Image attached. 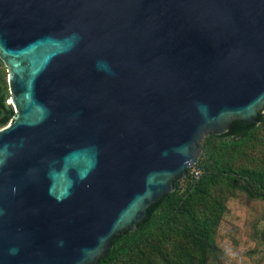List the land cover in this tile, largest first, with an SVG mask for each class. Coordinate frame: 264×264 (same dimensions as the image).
<instances>
[{
  "label": "water",
  "instance_id": "obj_1",
  "mask_svg": "<svg viewBox=\"0 0 264 264\" xmlns=\"http://www.w3.org/2000/svg\"><path fill=\"white\" fill-rule=\"evenodd\" d=\"M0 264H95L264 109V0H0Z\"/></svg>",
  "mask_w": 264,
  "mask_h": 264
},
{
  "label": "rangeland",
  "instance_id": "obj_2",
  "mask_svg": "<svg viewBox=\"0 0 264 264\" xmlns=\"http://www.w3.org/2000/svg\"><path fill=\"white\" fill-rule=\"evenodd\" d=\"M6 78L1 62L0 80L7 86ZM6 102L11 104L9 92ZM226 139H208L213 159L200 162V154L195 163L201 170L199 187L187 195L188 173L175 179L180 186L175 213L110 264H264V200L246 191L247 186L255 193L259 188L252 182L231 187L222 171L264 172V122H256L238 146H221Z\"/></svg>",
  "mask_w": 264,
  "mask_h": 264
},
{
  "label": "trees",
  "instance_id": "obj_3",
  "mask_svg": "<svg viewBox=\"0 0 264 264\" xmlns=\"http://www.w3.org/2000/svg\"><path fill=\"white\" fill-rule=\"evenodd\" d=\"M1 63V61H0ZM8 98L7 86L5 81L0 80V126L7 123L14 114L11 104L6 102ZM258 122H264V114L258 113ZM256 127L255 122H241L240 120H232L227 130L220 134H208L203 138L205 145L202 144V154L200 162L206 159H213V148L208 142L210 137L227 138L226 141L221 142V146H238L242 144L250 132ZM209 145V146H206ZM208 169L209 166H204ZM225 173L228 185L231 187L238 186L239 183L252 182L259 188V192H253L250 187H246L249 195H255L264 200V172H257L254 170L240 169L236 174L231 169H222ZM200 176L198 179H193L189 175L186 176V184L184 186V193L190 195V192L197 189L201 183ZM174 189L171 192L165 193L159 199H156L146 208V214L141 222L137 223V227L133 230L126 229L124 232L116 235L115 238L109 241L107 251L99 257L95 264H110L119 256L128 252L130 249L139 244L153 229L159 224L168 219L169 216L175 213L176 207L180 201L179 184L177 180L173 181Z\"/></svg>",
  "mask_w": 264,
  "mask_h": 264
},
{
  "label": "built area",
  "instance_id": "obj_4",
  "mask_svg": "<svg viewBox=\"0 0 264 264\" xmlns=\"http://www.w3.org/2000/svg\"><path fill=\"white\" fill-rule=\"evenodd\" d=\"M187 173L191 178L198 179L200 177L201 170L196 164H193L188 168Z\"/></svg>",
  "mask_w": 264,
  "mask_h": 264
},
{
  "label": "bare ground",
  "instance_id": "obj_5",
  "mask_svg": "<svg viewBox=\"0 0 264 264\" xmlns=\"http://www.w3.org/2000/svg\"><path fill=\"white\" fill-rule=\"evenodd\" d=\"M9 101H10V99H9Z\"/></svg>",
  "mask_w": 264,
  "mask_h": 264
}]
</instances>
